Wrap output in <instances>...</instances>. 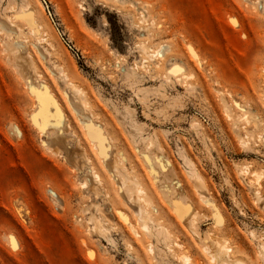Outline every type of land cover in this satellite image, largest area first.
Returning a JSON list of instances; mask_svg holds the SVG:
<instances>
[{"label":"rangeland","instance_id":"374dc122","mask_svg":"<svg viewBox=\"0 0 264 264\" xmlns=\"http://www.w3.org/2000/svg\"><path fill=\"white\" fill-rule=\"evenodd\" d=\"M211 239L264 264V0H0V264Z\"/></svg>","mask_w":264,"mask_h":264},{"label":"bare ground","instance_id":"6f19581e","mask_svg":"<svg viewBox=\"0 0 264 264\" xmlns=\"http://www.w3.org/2000/svg\"><path fill=\"white\" fill-rule=\"evenodd\" d=\"M165 49H166V47H162L161 49L158 50V52L159 53H162ZM67 99H68L71 107L73 108L72 111L80 112L82 114V112H83V106H82L81 101L76 96V89L75 88H71L69 90V93L67 95ZM82 119L84 120V118H82ZM83 120H81V121L84 123L85 120L84 121ZM135 203H136V201H135ZM183 215H184L183 216V218H184L185 217V214H183ZM133 231H134V229H133ZM209 240H210V238H209ZM210 245H211V251L209 253L211 254V256H212L211 259H212V261L215 262V264H229V263L231 264L232 263L230 261L229 257H228V253H227L228 252V249L224 247V244L221 241L211 239ZM232 264H240V263L239 262H235V263H232Z\"/></svg>","mask_w":264,"mask_h":264}]
</instances>
